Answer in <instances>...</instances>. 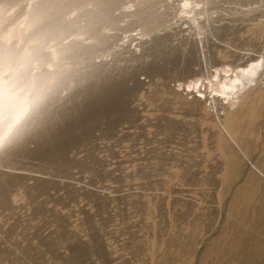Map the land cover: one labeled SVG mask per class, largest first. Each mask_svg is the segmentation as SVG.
Wrapping results in <instances>:
<instances>
[{"label":"rangeland","instance_id":"1","mask_svg":"<svg viewBox=\"0 0 264 264\" xmlns=\"http://www.w3.org/2000/svg\"><path fill=\"white\" fill-rule=\"evenodd\" d=\"M210 8L213 20L200 32L171 13L160 38L144 36L146 45L124 39L129 52L111 73L115 78L105 79L120 95L113 103L120 114L85 117L70 101L54 144L16 158L11 171L21 179L4 192L0 207V264H186L213 242L216 252L206 259L216 263L217 249L235 236L222 226L230 191L218 171L211 125L203 121L217 116L185 109L172 91L185 94L190 80L264 54V29L251 31L257 22L248 19H264V0H212ZM147 63L156 68L150 72ZM89 82L91 88L100 83ZM80 96V103L89 99ZM214 104L221 114L220 102ZM260 109L256 123L264 104ZM237 154L241 165L245 158ZM240 207L232 212L239 216Z\"/></svg>","mask_w":264,"mask_h":264},{"label":"bare ground","instance_id":"2","mask_svg":"<svg viewBox=\"0 0 264 264\" xmlns=\"http://www.w3.org/2000/svg\"><path fill=\"white\" fill-rule=\"evenodd\" d=\"M211 2L0 0V207L5 203L4 192L21 179V174L11 171L17 157L41 154L44 147L54 144L55 128L68 117L61 110L66 103L76 101L72 110H85V117L97 113L110 118L121 113V108L113 105L116 93L105 79L115 78L111 73L119 68L117 63L124 59L123 54L129 52L124 39L138 38L144 45L149 41L143 40L144 36L160 38L157 32L167 27L171 13L175 18L179 14L184 21L187 19L200 32L205 23L213 20L214 12H209ZM248 19L257 22L250 26L251 31L264 29V19ZM145 66L150 72L156 68L154 63ZM129 78L135 75L129 74ZM90 79L100 83H95L93 89L88 85ZM76 88L77 92L72 94ZM120 89L127 88L121 85ZM182 90L185 94L180 89H174L172 94L185 109L215 111L217 116L205 117L203 121L211 125V137L219 151L218 171L223 176L224 191H230L222 226L224 230H235V236L220 247L222 250L217 249L214 262L264 264V118L256 123L264 104V54L247 55L239 64L221 65L208 76L190 80ZM187 93L192 94L190 100ZM80 95L89 99L80 103ZM60 100L63 103L59 104ZM214 102L222 105L221 114L214 110ZM33 143L35 146L31 147ZM237 151L241 160L245 158L241 165ZM45 156L50 159V154ZM239 207L238 216L232 211ZM213 246L214 242L202 258L186 264H211L207 255L212 250L216 252L217 247Z\"/></svg>","mask_w":264,"mask_h":264}]
</instances>
